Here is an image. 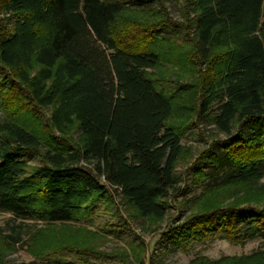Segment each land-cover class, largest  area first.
<instances>
[{"label": "trees", "instance_id": "16d2710c", "mask_svg": "<svg viewBox=\"0 0 264 264\" xmlns=\"http://www.w3.org/2000/svg\"><path fill=\"white\" fill-rule=\"evenodd\" d=\"M153 1L0 0V213L45 224L23 243L34 260L125 263L72 224L98 225L113 192L138 216L161 219L181 135L214 104L226 139L192 173L222 181L202 185L198 211L166 236L183 251L213 236L264 240V0H184L185 23ZM234 186L246 195L222 206L216 192ZM16 235L0 233V264ZM131 254L143 262L137 246ZM218 264H264V247Z\"/></svg>", "mask_w": 264, "mask_h": 264}, {"label": "rangeland", "instance_id": "374dc122", "mask_svg": "<svg viewBox=\"0 0 264 264\" xmlns=\"http://www.w3.org/2000/svg\"><path fill=\"white\" fill-rule=\"evenodd\" d=\"M183 3L184 0L152 2L153 6L165 12L167 19L179 23H185ZM193 77L198 78V74H194ZM186 82L185 79H179L178 81L183 86ZM218 108L219 104H214L212 111L206 118L196 119L181 135L182 152L174 168L176 185L162 199L166 204V209L165 215L161 219L154 221L138 216L128 205L121 202L119 193L113 192V204L99 215L98 225L97 222L91 224V226L72 224L84 226L98 235L94 240V244L95 249L100 253L107 256L112 255L113 257L120 254L125 259L124 263L119 258L99 260L91 256L85 258L88 262L93 264H192L203 259L208 264H218L224 258L247 256L264 247V240L261 237L246 240L241 244H232L221 236H213L203 241H195L187 250L183 251L174 248L171 240L166 236L168 230L184 223L193 212L198 211V205L202 201L200 198L202 185H205V183L213 185L222 181L218 178L219 176H216L214 183V177L208 181H197L192 173L193 165L199 161L202 154L207 151L217 152L219 142L226 139V135L220 132L211 121V117L217 113ZM43 113L48 118V108L43 109ZM3 118L0 112V122ZM245 129L246 126L241 127L243 133H245ZM236 131V128L233 129V133ZM54 133L63 137L58 131ZM69 137L72 143H77L75 142L77 133H71ZM38 158L30 155L25 159L29 166H36L39 164ZM223 165L221 172L227 173L229 169L225 164ZM203 170L209 171L211 168L205 165ZM261 171L264 173V166L261 167ZM263 182L264 177L259 181V184ZM243 188L234 186L229 189L225 196L223 194L221 196V193L217 191V199L220 200L222 206H225L233 201L235 197V199L244 197L247 189ZM233 191L237 194H233ZM196 198H199V204L198 201L196 203ZM259 205L264 206V201L260 202ZM104 224L108 225L105 226ZM44 226L45 224L41 221L34 219L20 220L9 214L0 213V233H16L19 238L15 249L3 255L4 264H29L30 262L45 264V261L34 260L26 245H23L27 241L30 232ZM136 246L140 250L141 257L143 255V262L139 258L134 259L132 257L131 249ZM71 260L72 258H70Z\"/></svg>", "mask_w": 264, "mask_h": 264}]
</instances>
